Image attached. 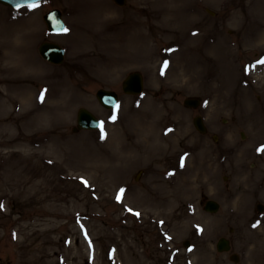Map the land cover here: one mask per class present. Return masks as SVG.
Listing matches in <instances>:
<instances>
[{"label": "rangeland", "instance_id": "374dc122", "mask_svg": "<svg viewBox=\"0 0 264 264\" xmlns=\"http://www.w3.org/2000/svg\"><path fill=\"white\" fill-rule=\"evenodd\" d=\"M53 8L67 31H48ZM46 40L66 47L64 63L40 55ZM16 44L30 61L14 60ZM134 71L138 96L122 88ZM100 88L120 94L116 109ZM81 107L101 128L73 131ZM261 149L264 0L0 4V264H264Z\"/></svg>", "mask_w": 264, "mask_h": 264}, {"label": "water", "instance_id": "95a60500", "mask_svg": "<svg viewBox=\"0 0 264 264\" xmlns=\"http://www.w3.org/2000/svg\"><path fill=\"white\" fill-rule=\"evenodd\" d=\"M39 0H0L1 3L18 7L25 4L37 2ZM116 3L124 5L126 0H115ZM45 20L48 27L52 31L60 32L65 29V22L62 18V12L59 9H54L45 15ZM40 52L44 58L52 63H62L65 57V49L54 42H44L40 46ZM144 79L141 72L130 73L123 81V89L128 94H139L143 91ZM97 97L101 103L108 107L114 108L118 104V94L115 91L100 89L97 92ZM185 103L189 106H198V99H187ZM78 126L74 130L80 129H97L100 126V120L87 108H80L78 111ZM196 127L202 131H206V127L203 123L202 117L198 116L194 119ZM220 205L215 200H209L206 205V209L210 212H216ZM226 243V246L225 244ZM227 240L221 238L218 242V249H228Z\"/></svg>", "mask_w": 264, "mask_h": 264}, {"label": "bare ground", "instance_id": "6f19581e", "mask_svg": "<svg viewBox=\"0 0 264 264\" xmlns=\"http://www.w3.org/2000/svg\"><path fill=\"white\" fill-rule=\"evenodd\" d=\"M4 25H5V28H3V29H7V32H11V31H9V27H10L9 23L6 22ZM11 27H13V26H11ZM129 32H130V34L128 35V39L130 40V38H131V40H133L132 37L135 35V30L134 29H132V30L129 29ZM190 39H192V38H190ZM5 54L7 55V52ZM12 54H13V57H15L14 58L15 61H30V57L28 55L27 48L25 46L22 47V46H19L17 44H16V46L15 45L12 46ZM147 129H149L147 126H143V130L142 131H146ZM186 164H188L187 166L189 168L190 164L188 163V160H187ZM188 172L189 171L185 172L184 175L187 176ZM182 174H183V172H182Z\"/></svg>", "mask_w": 264, "mask_h": 264}, {"label": "flooded vegetation", "instance_id": "af4514ba", "mask_svg": "<svg viewBox=\"0 0 264 264\" xmlns=\"http://www.w3.org/2000/svg\"><path fill=\"white\" fill-rule=\"evenodd\" d=\"M254 196H256V230L259 231L260 228L262 227V225L264 224V191H261V192H257L256 193V190L254 191ZM258 260V259H257ZM258 263V262H257Z\"/></svg>", "mask_w": 264, "mask_h": 264}, {"label": "snow or ice", "instance_id": "6c2138e0", "mask_svg": "<svg viewBox=\"0 0 264 264\" xmlns=\"http://www.w3.org/2000/svg\"><path fill=\"white\" fill-rule=\"evenodd\" d=\"M65 31H67V29H65ZM262 151H264V149H261ZM137 215H139V214H137Z\"/></svg>", "mask_w": 264, "mask_h": 264}]
</instances>
